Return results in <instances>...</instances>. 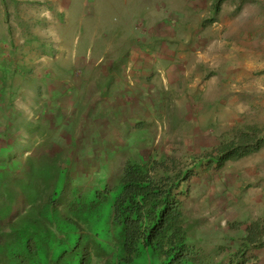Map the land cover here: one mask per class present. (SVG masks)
Wrapping results in <instances>:
<instances>
[{"label":"rangeland","instance_id":"1","mask_svg":"<svg viewBox=\"0 0 264 264\" xmlns=\"http://www.w3.org/2000/svg\"><path fill=\"white\" fill-rule=\"evenodd\" d=\"M213 3L0 0V183L69 150V182L85 195L115 187L130 157L187 163L235 127L264 131V0ZM179 193L200 246L236 250L264 217V148L218 170L197 165ZM248 257L264 264V247Z\"/></svg>","mask_w":264,"mask_h":264},{"label":"trees","instance_id":"2","mask_svg":"<svg viewBox=\"0 0 264 264\" xmlns=\"http://www.w3.org/2000/svg\"><path fill=\"white\" fill-rule=\"evenodd\" d=\"M221 2L213 5L219 9ZM262 148V129L235 127L229 140L193 154L187 163L173 155L147 161L130 157L115 187L85 195L69 182L71 151L43 153L34 165L49 174L32 172L28 165V178L0 183V219H10L19 202L27 204L7 230L0 228V264H130L146 255L160 264H246L252 249L264 247V217L250 221L236 250L218 246L207 253L179 188L197 165L218 170ZM62 172L65 182L50 181ZM113 190L118 192L111 196Z\"/></svg>","mask_w":264,"mask_h":264}]
</instances>
